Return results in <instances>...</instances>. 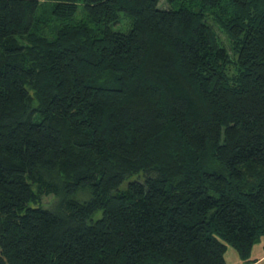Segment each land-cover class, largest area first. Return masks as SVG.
<instances>
[{
	"label": "trees",
	"instance_id": "1",
	"mask_svg": "<svg viewBox=\"0 0 264 264\" xmlns=\"http://www.w3.org/2000/svg\"><path fill=\"white\" fill-rule=\"evenodd\" d=\"M161 1L0 0V264L252 262L264 0Z\"/></svg>",
	"mask_w": 264,
	"mask_h": 264
},
{
	"label": "rangeland",
	"instance_id": "2",
	"mask_svg": "<svg viewBox=\"0 0 264 264\" xmlns=\"http://www.w3.org/2000/svg\"><path fill=\"white\" fill-rule=\"evenodd\" d=\"M81 4V3H80ZM161 7H168V3H166L164 0L161 1ZM175 7H178L179 5L178 4H175L174 5ZM83 17V11H82V7H80V9L78 10V12L76 13V15L73 17V20H78V19H81ZM115 30H119V31H123V32H126L128 31V29L130 28V20L126 17V16H122V18L120 19V22L117 23V24H114L112 26ZM220 37L226 42V44L228 43L227 41V37L226 35L221 32L219 29H217ZM54 200V197L53 196H48L45 198V202L50 205L51 202H53ZM102 211H98L96 212V214L94 215V219H98L102 216ZM232 251H234L232 248H231ZM232 252L228 254V256H232ZM237 255V254H235ZM237 257V256H236ZM230 264H234L232 263V261H230Z\"/></svg>",
	"mask_w": 264,
	"mask_h": 264
},
{
	"label": "crops",
	"instance_id": "3",
	"mask_svg": "<svg viewBox=\"0 0 264 264\" xmlns=\"http://www.w3.org/2000/svg\"><path fill=\"white\" fill-rule=\"evenodd\" d=\"M231 252L233 255L229 257L228 254ZM235 254H237L235 250L232 251L231 248L228 249L227 254H226V262H227L226 264H230L229 260L232 261V263L234 264H245L239 258L238 254L237 255ZM251 259H252V262L250 264H264V241L254 246Z\"/></svg>",
	"mask_w": 264,
	"mask_h": 264
}]
</instances>
